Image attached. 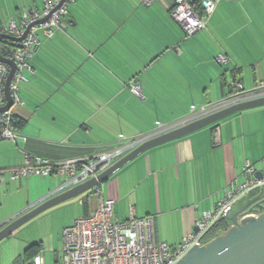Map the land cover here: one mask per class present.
<instances>
[{
  "label": "crops",
  "instance_id": "1",
  "mask_svg": "<svg viewBox=\"0 0 264 264\" xmlns=\"http://www.w3.org/2000/svg\"><path fill=\"white\" fill-rule=\"evenodd\" d=\"M173 4L174 0L149 6L138 0H76L69 8L67 28L42 37L33 60L35 72H25L20 83L22 103L12 106L23 121L17 127L20 136L0 142V168L22 164L26 151L65 160L113 147L126 136L123 129L115 135L109 129L115 130L110 120L119 115L114 101L144 107V112L137 108L148 119V131L126 136L133 138L154 132L158 123L182 119L193 105L218 102L230 91L234 77L246 89L264 80V0H217L206 27L193 36H187L171 16ZM33 7L43 9V0H0V16L18 17ZM84 10L89 12L87 21L81 20ZM221 53L228 56V63L217 60ZM133 82L141 86L140 95L131 90ZM263 159L264 105L147 150L101 189L104 197L115 200V217L126 219L134 205L139 217L153 218L156 241L175 244L194 230L203 211L214 210L232 185L245 180L247 162L264 174ZM63 179L6 176L0 181V226L63 192L57 191ZM16 192H27L29 200L13 209L11 194ZM259 192L258 188L248 193L247 202ZM96 197L79 203L80 216L93 212ZM8 203L11 211L5 217L3 207ZM24 243L23 257H14L15 264L32 259L28 253L32 243Z\"/></svg>",
  "mask_w": 264,
  "mask_h": 264
},
{
  "label": "built area",
  "instance_id": "2",
  "mask_svg": "<svg viewBox=\"0 0 264 264\" xmlns=\"http://www.w3.org/2000/svg\"><path fill=\"white\" fill-rule=\"evenodd\" d=\"M43 0V9L29 8L18 17L0 16V56L13 60L15 72L9 85L14 104L22 103L20 83L26 79L25 72H34L31 60L33 48L41 44L42 37L51 38L56 32L68 26L69 6L76 0ZM157 0H138L149 6ZM217 0H174L171 16L184 29L187 36H193L205 28L214 11ZM46 18L45 21H41ZM22 41L9 37L21 38ZM217 60L226 64L228 56L221 53ZM11 72V65L0 59V108L7 104L6 83ZM235 78V77H234ZM232 78L230 91L218 102L193 106L187 116L170 124L159 123V128L148 134L133 138L121 135V141L113 147L92 154L88 157L52 160L32 152L25 153L20 165L0 168V181L6 176L21 179L30 175L59 176L64 178L57 191H65L84 183L109 168L114 162L154 135L173 129L179 125L208 116L233 105L264 98V80L251 89H246L241 81ZM131 90L140 95L138 82L131 84ZM16 115L10 110H0V140H17ZM264 161V159H263ZM246 178L243 182L232 185L218 201L217 206L203 211L196 219L195 228L175 244L156 241L153 218L139 217L134 205L129 207V215L120 220L114 215L113 198L103 196L101 185L93 188L97 196V206L91 214L77 217L71 225L64 228V246L60 260L53 264H176L196 245H203L208 230L221 218L228 217L237 202L254 189L264 188V174L257 175L251 162L244 168ZM86 198V197H85ZM85 198L79 203L83 205ZM18 264H48L44 253L35 255L29 262Z\"/></svg>",
  "mask_w": 264,
  "mask_h": 264
},
{
  "label": "water",
  "instance_id": "3",
  "mask_svg": "<svg viewBox=\"0 0 264 264\" xmlns=\"http://www.w3.org/2000/svg\"><path fill=\"white\" fill-rule=\"evenodd\" d=\"M45 20L46 18L41 21ZM26 34L27 31L21 38L9 37L8 35L2 36L22 41ZM0 59L11 65V72L6 83L7 104L0 110H10L14 100L11 97L9 85L15 72V64L13 60H8L2 56H0ZM262 105H264V98L239 103L154 135L118 159L97 177L40 201L33 208L9 219L0 226V242L46 209L105 183L114 173L147 150L190 135L238 111ZM257 175L259 177L263 176L260 173ZM228 219L232 222V225L226 232L217 235L208 243L192 247L176 264H264V188H261L259 194L249 200L243 207L229 215ZM194 230H197V228H194Z\"/></svg>",
  "mask_w": 264,
  "mask_h": 264
},
{
  "label": "rangeland",
  "instance_id": "4",
  "mask_svg": "<svg viewBox=\"0 0 264 264\" xmlns=\"http://www.w3.org/2000/svg\"><path fill=\"white\" fill-rule=\"evenodd\" d=\"M94 3L98 6L100 5V3H96L95 1H93L92 4ZM82 13H83V16H81V20L84 21V19H86L87 21L89 17V12L84 10L82 11ZM71 83H73V80L69 81V84L67 85L68 87H66V89L70 88ZM25 86L26 85H23V88ZM20 93L24 96L23 92H20ZM135 99H132V101H135ZM113 104H114V109L117 112H119V115L117 114L113 116L110 120L111 121L110 125H112V128H115V130H112L111 128L109 129L110 131H112V133H114V135L117 133L116 131H119L120 129H123L125 131L126 133L125 135L127 137H131L137 131H142V132L148 131V128L146 127V123L148 122V119L146 118L147 120H144L138 114V108L140 107V105L138 106L137 103H130L133 105L125 106V105L119 104V102L117 101H114ZM113 104L111 106H113ZM143 108L144 107L139 108V112L140 111L144 112ZM146 108L149 109L151 108V106H147ZM43 112L44 111H41V113ZM102 115H104V113H102L101 116ZM146 115H148V113ZM225 118H223L222 120H224ZM220 121H218V123ZM133 122L138 123L141 127L139 128L137 126L138 124H134ZM151 123L155 127V123L153 124V121ZM158 126H159V123L157 124L156 127ZM5 140L7 139H2L0 140V142L2 141L4 142ZM90 195H93V189L88 190L63 203L57 204L53 207L46 209L45 211H43L41 214H39L32 220L22 225L12 235L3 239L0 242V262L5 261L4 264H15L13 262L14 257L15 258L19 257L18 255H21V257H23V253H24L23 246L25 245L24 242L28 241L29 243H32V244L41 243L43 247L42 253L43 252L45 253V258H46L47 263L53 264L56 258L61 255V251L64 246V236H63L64 228L70 221H74L77 217L80 216L81 207H80L79 201ZM9 196L10 195H8V197ZM11 196L14 202L13 209L21 207L25 203L27 204L28 203L27 201L29 200L27 192H21V193L16 192V193L11 194ZM247 198L248 197H245V198L242 197L241 198L242 200L240 199L241 201H239L236 204L235 208L237 209L244 202L247 203ZM19 200H22V202H19ZM13 202L11 203V206ZM11 206L8 203L6 207L5 206L3 207V215L5 217L11 211ZM76 214L78 215L76 216Z\"/></svg>",
  "mask_w": 264,
  "mask_h": 264
},
{
  "label": "trees",
  "instance_id": "5",
  "mask_svg": "<svg viewBox=\"0 0 264 264\" xmlns=\"http://www.w3.org/2000/svg\"><path fill=\"white\" fill-rule=\"evenodd\" d=\"M201 2V0H197L194 2V4H199ZM42 45V39H41V44L39 46H35L33 48V53H34V56L31 60V64L33 65V60H34V57H35V52L36 50ZM34 68V67H33ZM35 72V71H34ZM204 105V104H203ZM193 106H196V107H200L202 105H193ZM192 106V107H193ZM191 107V108H192ZM191 110V109H190ZM17 118V117H16ZM23 121L22 120H18L17 118V127L20 125H22ZM216 124V123H215ZM230 222L228 221V217H224V218H221L219 219L209 230L208 232L206 233V235L204 236V243H208L210 240H212L213 238H215L217 235H220L218 234L217 232L220 231V233H224L228 230V228L230 227ZM28 253H29V256L31 258H33L35 255L39 254L42 252V245L41 243H33L30 245L29 249H28Z\"/></svg>",
  "mask_w": 264,
  "mask_h": 264
},
{
  "label": "clouds",
  "instance_id": "6",
  "mask_svg": "<svg viewBox=\"0 0 264 264\" xmlns=\"http://www.w3.org/2000/svg\"><path fill=\"white\" fill-rule=\"evenodd\" d=\"M257 174H258V172H257ZM259 189H261V188H259ZM231 214H232V213H231ZM231 214H230V215H231Z\"/></svg>",
  "mask_w": 264,
  "mask_h": 264
}]
</instances>
